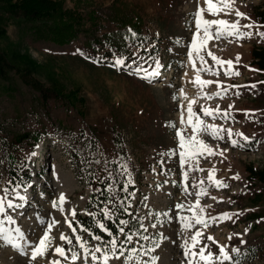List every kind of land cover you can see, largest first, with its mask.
Masks as SVG:
<instances>
[{
  "label": "rangeland",
  "instance_id": "rangeland-1",
  "mask_svg": "<svg viewBox=\"0 0 264 264\" xmlns=\"http://www.w3.org/2000/svg\"><path fill=\"white\" fill-rule=\"evenodd\" d=\"M59 1H63L67 7H72L77 2L79 4L99 2L105 6L114 3L113 5L118 6L119 18L122 16L124 20L129 16L130 22L139 28L134 29L140 36H145L142 40L146 43L137 47V60L153 66V70L156 67L155 61L158 60L161 67L158 70L159 75L149 81L132 74V67L123 70L111 64H99L75 51H66L63 54L50 52L24 38L26 33L23 30H16L13 27L15 24L9 28L10 40H4L3 44L6 47L17 48L16 50L20 48L21 53L29 56L33 66L26 65L31 70V80L39 86L51 89L49 92L69 98L76 110L82 113L84 120L75 113L73 119L63 116L59 123L55 113L52 112L50 118L44 106L40 104L41 93L28 86L16 71L10 72V80L0 78V87L3 80L8 81L10 86L11 84L16 86L15 90L9 87L0 90V95H3L0 98V161L6 147L15 136L20 135L22 141L19 153L30 156V169L41 173L34 176L27 187L28 191L32 188V201L28 204L19 201L18 196L23 195L21 187L11 191L7 196V199L21 206L7 209V215L16 221L15 224H9L6 217L0 214V220L4 221L3 227L11 233V243L0 238V264L48 263L50 258H54L51 251L47 258L27 261L38 239L43 236L47 225L53 220L59 221L51 230V236L54 237L53 246L63 245L66 249L71 247L74 250L79 248L74 239L75 234L68 227L65 218L75 222L78 215H86L92 180L103 182L106 186L111 185L112 189H115L117 187L115 180L127 178L131 169L132 174H137L134 175L135 202L130 209L136 219L131 217L133 223L130 227L139 228V218L147 217L143 220L147 232L143 229H140V232L149 239H141L139 243L126 247L135 246L140 249L143 246V249H155L149 254L141 251L140 264L144 261L151 264L152 256L159 257L157 264H187L183 254L184 241L201 226L196 225L191 230L185 229L176 216L174 205L184 204L186 210L182 215L191 217L192 212L187 211V207L194 205L197 200L202 205H211L206 209L208 216L241 213L238 218L233 216L232 220L205 229V237H215L220 245H225L229 249L239 264H264V242L258 240L264 239V219L260 217L264 216V185L251 179L247 171V167L264 169V83H261L264 82V59L259 58V53H264V38L253 35L251 39L233 43L223 40L218 44L216 41L209 42L207 48L224 60L235 62L237 55L241 57L233 69L240 75L226 76L224 70L215 65L211 57L205 53L208 65L220 74L217 76L209 72H200L202 79L219 81L225 86L255 84L256 87L229 88L228 94L223 98L206 99L202 98L204 93L211 96L221 89H218L215 83L203 89L197 87L193 81L201 64L197 60L194 68L192 64L194 57L188 56L195 31L192 14L196 12L198 4L204 5V0ZM234 7L250 18L239 19L241 26L250 22L264 25V0H235ZM204 15L209 20L224 19L234 22L238 19L235 11L230 15L221 13L219 16H212L207 12ZM111 19L110 17L104 20L103 29L105 33L115 34L118 29L113 26L114 21ZM89 24L86 23L83 28L86 33L88 31L85 28H89ZM252 31L254 33L264 31V27L254 28ZM83 43L77 42V45ZM142 49H147L146 56L141 55ZM102 51L106 50L103 48ZM128 64L131 65L132 62ZM10 92L14 94L11 99L8 98ZM192 100L196 101L193 108L198 113L204 107L227 110L234 119L227 121L208 117L203 119L210 124L231 128L234 132H243L251 137L252 141L239 148L232 147L227 136L225 140L219 141L201 135V138L217 151L227 150L223 155L199 158V167L204 171L190 172L187 181L188 192H185L182 172L194 162H190L182 169L179 157L168 154L177 148L175 129L169 127V124L175 122L178 127H186L180 123V106H183L186 120L187 107ZM51 106L53 107V104ZM249 110L255 115L246 116L245 112ZM87 126L99 130L98 137L102 143L100 146L105 149L103 156L99 155L101 152L87 137ZM117 132L123 136L125 144L123 148L114 144L112 140ZM186 135H192L191 127H187ZM36 136L38 143L32 148L29 142ZM115 155L129 158L130 166H127L126 171L115 164L117 161ZM213 167L216 169L215 179L225 182L228 187L217 188L207 180L208 170ZM3 173L4 169L0 170V175ZM237 174L240 179H233ZM200 180L205 181L203 187L207 188L206 196L199 195ZM194 184L197 187H192ZM260 191L261 196L257 193ZM24 193L28 196L30 194ZM4 195V187L1 185L0 196ZM61 195L66 198V203L62 206L64 211H61L59 206H53ZM71 209L76 210L75 218L70 216ZM169 209H173L170 220L165 216L149 215V212L164 213ZM152 224H156V227H151ZM16 228L21 229L23 237L16 233ZM235 233L243 234L246 243L241 244L240 237L233 235ZM61 234L73 237V244L67 245L61 241L59 239ZM76 234L83 236L90 245L96 243L91 236L83 235L79 230ZM230 235L231 240L228 239ZM18 240V243L30 244L29 247H25L27 252L15 246L14 249L12 243ZM202 243H207L212 252H218L217 246L211 241L204 240ZM235 247L241 249L239 254L231 252ZM77 264L81 262L78 261ZM89 264L95 262L89 261ZM109 264H125V261L121 257L120 260H111ZM129 264L138 262L134 259ZM224 264L231 262L225 261Z\"/></svg>",
  "mask_w": 264,
  "mask_h": 264
},
{
  "label": "snow or ice",
  "instance_id": "snow-or-ice-1",
  "mask_svg": "<svg viewBox=\"0 0 264 264\" xmlns=\"http://www.w3.org/2000/svg\"><path fill=\"white\" fill-rule=\"evenodd\" d=\"M235 0H204V5L201 6L198 4L196 12H194L193 18L195 21V31L193 34V39L190 44L191 51L188 52V56L192 59L193 67L195 68L197 60L201 64V68L197 69L198 75L196 79L193 81L197 87L203 89L207 86L212 85L215 83L218 87L216 93L209 96L207 93L203 94L202 98L210 99V98H223L228 94L229 88H240V87H249L255 88L256 85H231L225 86L219 81H210L204 80L200 77V72H209L214 75H219L220 72L214 70L212 66H209L207 60L205 58V53L207 56L211 57V59L215 62V65L219 66L224 70V74L226 76H238L240 73L238 71H234V64L238 63L241 59L239 55L236 57V61L233 60H224L211 52L207 48V45L211 41H216L217 44L220 41H227L228 43L238 42L244 39H251L253 35H257L261 38H264V31L253 32L254 28H261L264 25H255L254 23L250 22L246 25L241 26L239 23V19H249L246 14L240 12L237 8L234 7ZM233 11H235L236 16L238 19L234 22H230L224 19H213L209 20L205 18V12L212 16H219L221 13L224 15H230ZM247 30V31H245ZM131 35L133 37L136 36L135 32H132L129 29ZM80 52V50H77ZM81 55H85L83 52H80ZM134 56L137 54H133ZM89 59H91L89 57ZM127 57H116L113 63V67H121V68H128L131 65H127L125 61ZM94 62L99 63V59L94 60ZM133 64H136V67L132 68V74L140 75L141 73L144 74L143 78L148 79L149 81L159 75V68L161 67L159 61H155V69L149 72L146 68L142 65L138 64L137 60L132 61ZM227 65L225 68L224 66ZM264 83V82H261ZM239 94L238 92L236 93ZM187 98V97H186ZM196 103L195 100L189 102L187 107V119H184V112L183 106L181 105V121L182 125H186V127L181 128L176 125L175 122H171L169 127L175 129V136L177 138V148L172 149L170 153L171 156H178L180 166L182 169H185L186 165H189L190 162H194L192 166L186 168L182 172L184 186L183 190L188 192V184L187 181L189 180L190 172L194 171H204V169L199 167V158L203 157L207 159L208 157L215 156V155H223L224 151L227 149H220L217 151L214 149L209 143H207L204 139L201 138V135H207L211 139L223 141L227 136L229 143L232 147H239L243 148L246 144H250L252 138L245 135L243 132H234L231 128H224L222 125L210 124L207 123L203 117H208L213 120L215 119H222V120H229L234 119L231 114L227 110H221L219 108L211 109L204 107L200 110V112L194 111L193 105ZM232 107V106H230ZM245 115L248 117H252L255 115L254 112L246 111ZM187 127H191L192 135H186ZM238 137V139H237ZM34 155V154H33ZM163 165V161H161ZM125 171L127 170L126 165H120ZM209 175L207 180L214 184L217 188H226L228 185L221 181L215 179L216 176V169L215 167L208 170ZM233 179H240L239 175L233 177ZM133 182L129 179L125 186L121 188V191L127 192L128 185L132 184ZM205 181L200 180L199 186L200 196H206L207 188L203 187ZM192 187H197V185H192ZM106 191L112 192L113 189L111 185L106 186ZM95 191H102V190H95ZM4 196H0V214H3L6 217V220L9 224H15L16 221L10 216L7 215V209H13L20 207L21 205L15 204L12 200L7 199V196L11 194L7 188L4 189ZM18 195V194H17ZM128 196L134 197L135 193H128ZM21 200H24V197H19ZM83 198V197H82ZM147 199V197H145ZM213 199H216L213 197ZM117 202V198L115 196H109L107 198V202L103 208H101V213L103 217H106L109 220H113L115 216V209L109 207ZM66 203L65 196L61 195L59 201L54 203V207L59 206L61 211H64L63 204ZM120 209L128 214L133 219L136 217L133 215L132 212H129V208L131 207V201L128 197H124L123 199L118 200ZM147 206V205H145ZM211 207V205H202L199 200L195 202L194 205H189L187 207V211L192 212L191 217H186L182 215V213L186 210L184 204H176L174 205V209L176 212V216L178 217L180 223L183 224L184 228L187 230H191L196 227V225H200L201 227L196 229V231L188 237L184 241V256L186 257L187 264H224L225 261L231 262V264H239V261L236 260L231 254L229 249L225 245H220L219 242L213 236L204 235V230L212 227L213 225L218 226L219 223H222L226 220H232L233 216L239 217L241 213H222L218 216H208L206 213V209ZM198 210V211H197ZM173 209H169L167 212L164 213H153L149 212V215H155L157 217L165 216L168 217L170 220L172 218L171 213ZM89 215L95 216V213H88ZM77 215L75 209L70 210V216L75 218ZM139 218V228H135V226L129 227L130 221L120 219L117 224V233L114 234L113 231L104 223H98L100 229L103 230L104 233L107 234L109 239L105 240L101 235H92L91 239L96 241L95 244H89V241L85 240L83 236L76 234L77 229L73 227V220L65 218L68 227L71 229L74 235V239L78 244L79 249L81 252L75 251L73 248H65L63 245H56L53 246L54 237L51 236L52 228L59 223V221L53 220L51 223L47 225V230L44 232L43 236L38 239L35 247H33L31 252V259L37 260L38 258H47L51 251V256L54 258H50L48 260V264H64V262H68V264H77V262H81V264H89V261L95 262V264H109V262L113 259L120 260L121 257L124 258L125 264H129L134 259L140 264V252L143 251L144 254H149L150 252L154 251L155 249H143L141 246L140 249H137L135 246L133 247H126L127 245H134L139 243V240H148V236H142L140 229H143L144 232H147V228L144 226L143 220L146 219ZM264 219V218H262ZM115 223L116 221L113 220ZM4 221L0 220V238L11 243V233L8 229L3 227ZM151 227L155 228L156 224H152ZM127 229V231H126ZM16 233H18L21 237H23V232L20 228L15 229ZM85 232L88 229H84ZM247 232V229L245 230ZM235 236L240 237L241 244L246 243L243 240V234L235 233ZM121 237L123 239L121 240ZM138 238V239H137ZM161 238H163L161 234ZM59 239L64 241L67 245L73 244V237L61 234ZM228 239H232V235L228 237ZM204 240L211 241L215 244L218 248V252L214 253L211 251L210 246L207 243H202ZM157 247L159 244L157 243ZM198 249V250H197ZM241 249L239 247H235L231 249V252H235L239 254ZM127 253V255H125ZM159 260L158 256L151 257V264H157ZM142 264H148L147 261L142 262Z\"/></svg>",
  "mask_w": 264,
  "mask_h": 264
},
{
  "label": "trees",
  "instance_id": "trees-1",
  "mask_svg": "<svg viewBox=\"0 0 264 264\" xmlns=\"http://www.w3.org/2000/svg\"><path fill=\"white\" fill-rule=\"evenodd\" d=\"M82 1V0H75ZM97 4V5H96ZM90 4H79L70 7L64 5L63 1L59 0H0V78L10 80V72L16 71L27 83L28 86L33 89H37L41 93L40 104L44 106L46 113L52 118L51 113L54 112L59 123L63 120V116L66 118H74L73 114H79L81 120H84L82 113L77 111L71 104L73 103L69 98L63 95L54 94L49 92L51 89H46L44 86H39L31 80V70L26 64H31V59L26 53H21L20 48L6 47L3 44L4 40H10L9 33L10 27L17 30H23L26 35L24 38L30 39L31 42L38 44L40 47L50 51L63 54L66 51L80 50L85 57L93 60L99 59V63H111L114 62L116 57H127L125 63L136 60L135 46L145 44L143 39L145 36H140V33L135 30L139 29L135 27L129 20V16H126L123 20L117 12L118 6L113 4L105 6L99 2ZM114 10V13H113ZM112 18L114 21L117 32L112 34L104 31V18ZM114 16V17H112ZM134 20V17H133ZM135 22L137 20L135 19ZM86 23L89 24V28H85L88 33L83 29ZM107 26V25H105ZM136 33L133 37L131 32ZM7 41V42H8ZM77 42L83 44L77 45ZM10 46V45H9ZM106 51H102V49ZM144 55L146 53L142 49ZM264 52V51H263ZM259 58L264 59V53H259ZM25 63V64H24ZM27 66V67H26ZM33 66V65H32ZM4 87H9L15 90L14 84H9L8 81H1L0 90ZM264 92V91H263ZM1 94V92H0ZM3 96V95H2ZM0 95V98L2 97ZM14 96L12 92L9 93L8 98ZM53 104V107L51 106ZM88 138L100 148V156L104 155L105 149L100 146L101 141L99 139V130L91 129L87 126ZM21 136H15V139L6 147L2 160L0 161V170L4 169V173L0 175V182L5 180V185L8 190H12L18 185L26 184L32 177L31 173L26 169L27 158L19 153ZM114 144L119 145L121 148L125 146L123 136L117 132L112 138ZM38 143V137H33L29 142L30 146L34 148ZM121 151L120 149H118ZM126 152V148H124ZM122 154H124L121 151ZM118 165L130 166L129 158H123L120 155H115ZM128 168V167H127ZM249 177L253 180L259 181L264 185V169L247 167ZM127 180H116L118 187L113 189L112 192L106 191V185H102V182L98 180H92V191L90 194V203L88 204V213H95L96 215H79L78 220L83 228L88 229L87 232L93 230L97 235H101L105 240L109 239L106 233L99 228L98 223L106 224L114 234L117 233V224L120 219L126 220L128 214L124 213L120 207L118 200L128 197L131 201L132 197L128 196L132 188L131 184L128 185V191H121V188L125 186ZM27 181V182H26ZM100 185V186H99ZM102 191H95V190ZM252 191L254 189L250 188ZM261 196V191L257 192ZM109 196H115L117 202L109 205L115 209V216L113 220H109L103 217L101 208H103L107 202ZM264 212V211H263ZM264 218V216H260ZM259 218V217H258ZM264 242V239H258Z\"/></svg>",
  "mask_w": 264,
  "mask_h": 264
},
{
  "label": "bare ground",
  "instance_id": "bare-ground-1",
  "mask_svg": "<svg viewBox=\"0 0 264 264\" xmlns=\"http://www.w3.org/2000/svg\"><path fill=\"white\" fill-rule=\"evenodd\" d=\"M27 182V181H26ZM29 192H30V194H29ZM28 194H29V196H32V188H30V190L27 192ZM22 197H24V198H26V197H28V195L27 194H25V193H23V195H21ZM21 196H18V197H21ZM20 199V198H19ZM20 202H22L23 200H19ZM20 241H22V240H20ZM25 244H23V243H15L14 244V246L16 247V248H20V247H22V246H24ZM15 249V248H14ZM15 251V250H14ZM18 252V251H17ZM179 258V257H178ZM169 263V262H168ZM45 264H48V263H45Z\"/></svg>",
  "mask_w": 264,
  "mask_h": 264
}]
</instances>
